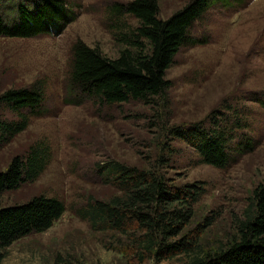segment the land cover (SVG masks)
<instances>
[{
  "label": "rangeland",
  "instance_id": "1",
  "mask_svg": "<svg viewBox=\"0 0 264 264\" xmlns=\"http://www.w3.org/2000/svg\"><path fill=\"white\" fill-rule=\"evenodd\" d=\"M130 1L71 0L68 7L77 17L61 34L0 37V93L40 81L47 88L45 112L31 115L27 129L0 149V171L40 141L50 146L52 155L39 179L1 195L0 207L42 194L58 197L67 207L51 229L7 248L3 264H132L106 247L109 234L93 231L75 212L89 200H108L116 194L98 175L99 166L109 160L142 167L169 146L172 152L163 154L171 158L167 172L174 183H200L205 188L191 224L193 229L214 219L202 236L205 247H215L233 234L234 221L243 216L254 189L264 182V108L252 100L264 95V0H242L231 9L217 6L209 11L194 31L206 43L180 51L166 74L172 88L168 97L156 101L159 107L135 101L112 106L94 100L82 105L65 102L72 46L83 41L108 57L118 56L125 47L116 38L110 8ZM190 1L159 0V15L167 19ZM19 2L0 0V12L10 14ZM121 19L126 26L137 25L129 16ZM226 106L243 107V116L252 120L250 135L258 144L227 168L199 163L190 146L162 132L166 125L208 121ZM2 116L18 119L8 110Z\"/></svg>",
  "mask_w": 264,
  "mask_h": 264
},
{
  "label": "trees",
  "instance_id": "2",
  "mask_svg": "<svg viewBox=\"0 0 264 264\" xmlns=\"http://www.w3.org/2000/svg\"><path fill=\"white\" fill-rule=\"evenodd\" d=\"M70 1L20 0L14 14L0 12V37L31 39L61 34L77 17L68 7ZM239 1L191 0L167 19L159 15V0L115 4L110 12L117 24L116 38L125 48L111 58L97 47L76 42L71 49L65 102L82 105L94 100L112 106L135 101L159 107L156 101L168 97L172 88L166 74L180 51L207 41L195 36L196 26L212 8L231 9ZM125 15L134 18L137 25L126 26L121 19ZM46 90L40 81L0 93V149L27 129L31 115L45 112ZM252 100L264 108L263 94ZM226 107L212 113L208 121L166 125L162 132L190 146L199 163L227 168L240 156L252 153L258 144L250 135L252 120L243 116V107ZM6 110L18 119L3 118ZM170 149L162 147V152L142 167L112 160L100 165L102 183L113 187L116 194L108 200H89L75 210L76 214L93 231L109 234L106 247L122 253L132 264H161L174 259L179 261L173 264H264V182L254 189L252 203L243 216L234 221L233 234L215 247H205L202 236L214 219L207 218L191 228L195 206L205 188L200 183H174L167 172L171 158L163 154L172 152ZM51 159V148L45 141L14 157L6 170L0 171V196L35 183ZM66 210L61 199L43 194L0 207V264L14 242L48 231Z\"/></svg>",
  "mask_w": 264,
  "mask_h": 264
}]
</instances>
